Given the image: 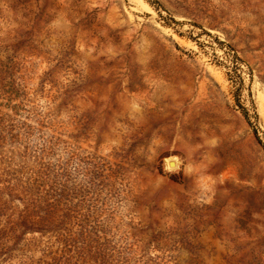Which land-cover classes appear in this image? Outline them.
<instances>
[{"label":"rangeland","instance_id":"obj_1","mask_svg":"<svg viewBox=\"0 0 264 264\" xmlns=\"http://www.w3.org/2000/svg\"><path fill=\"white\" fill-rule=\"evenodd\" d=\"M0 264H264V0H0Z\"/></svg>","mask_w":264,"mask_h":264}]
</instances>
